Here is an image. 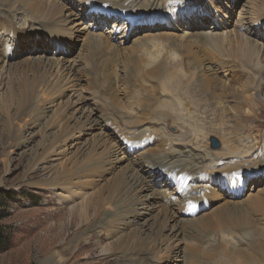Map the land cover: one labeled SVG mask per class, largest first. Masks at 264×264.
Returning <instances> with one entry per match:
<instances>
[{
    "label": "rangeland",
    "instance_id": "374dc122",
    "mask_svg": "<svg viewBox=\"0 0 264 264\" xmlns=\"http://www.w3.org/2000/svg\"><path fill=\"white\" fill-rule=\"evenodd\" d=\"M8 1L10 3L13 1V3H8L7 6L5 4L6 1L3 0V5L0 4V42H4L9 37L8 33L10 29L11 39L13 33H15V41L13 42L15 52L11 53L12 47L8 46L3 50L2 46H0V190L8 192L7 207L4 208V212L7 215L5 214L6 217L0 219V224L10 228L12 233L9 247L0 252V264H44L43 261L47 255L63 248L76 230L78 231L81 225L82 227L85 226V222H80L78 219L77 212L79 205L77 203H81V201L87 202L89 199L96 197V194L105 193V184L114 175L125 174L128 176L129 172L126 171L125 167L127 166V159L129 157L134 158L137 151H139L138 153L150 154L153 150L156 154L165 152L169 154V150L175 149V147L183 143H187L189 148L194 149V152L206 157L202 161V167L206 170H215L214 174L231 177L236 170L231 171L229 168L243 165L241 166L243 171L244 167H248L254 169L256 172L247 173L248 176L254 179L255 174H257L261 177V180L258 182L256 180L253 184L247 182V186L243 189L239 185L240 183L241 185L245 184L242 176L246 174L244 172H236V174H233V177L240 183L235 184V181H231L230 188L217 189L218 187H214L215 183L213 182L212 185L207 186L211 190H208V192L203 186H200V188L195 189V193L193 194L195 197L191 196L185 204H181L179 199L181 198V193H186L190 190L191 186H194L189 182L191 176L185 177L186 174L180 173L176 177H171L172 180L168 181V185H170L166 189L165 187L161 189V186L153 183V189H158L160 193L163 191V200L167 201L168 199V203L165 204L167 214H173L174 216L170 219H165L164 215L159 214L164 204H154L151 194L152 190L141 189L140 187L143 184L140 187H133L130 192V201L126 206L131 220L127 218L129 226L123 225L120 228L122 229L120 234L135 230L137 234L146 239L149 247L145 249L146 254L141 255V260L136 261L133 257L126 255V258H121V254L111 253L113 251L109 252L108 244L113 243L116 240V236L89 231L72 253L61 254L59 258L61 260L60 264H197L192 260H188V255H192V253H198L199 259L203 260L205 264H219L216 259L206 260L204 258L205 255L215 243H224L225 241L224 244L229 243L232 246L235 240L225 239V237H223L225 240L221 239L220 230L218 226L216 227L215 223L213 224L214 230L211 229L213 230H210L212 233L209 232L211 234L210 239L204 242V244L198 242L193 237L191 238L190 235L181 232V229L172 231L170 227L175 222L184 224L188 222L187 219H200L203 216L205 217V215H208L206 217L212 223V216L210 214L214 209L228 206L231 202L246 204L253 202L254 198L262 199L264 197V163L259 164L260 167H257L255 163L257 156H253L254 159L252 157L253 152L257 154L258 147L264 148V141H261L264 139V94L262 93L264 91L261 92V88H259L255 93L258 87H253L258 84L264 85V80L259 78V76L255 77L253 86H250L245 94V97L248 96L249 98L246 106L235 102L232 103L231 101L223 102L224 106L221 105V107L227 108V111L222 115L224 122L220 123L219 120L213 121V119L209 120L207 118V124L214 123L215 129L219 130L222 134L226 130L233 129L235 135L244 136L238 140L237 145L244 142V145L248 146V150H251L250 154L240 156V153H237L238 155L234 154L236 157L231 155L230 160L217 156L225 152V149L221 151V135L217 133V135L212 134L209 136L203 133H194L189 127L190 115L186 110L181 109L182 107L174 108L175 112L173 114H176L178 118L176 123L170 124L162 120L158 121L157 125L161 127V133H154L152 137L150 136L146 140L147 143L146 141L141 142L140 146L136 143L131 144L134 140L130 141L125 137V134L127 132L131 134L130 131H135L136 128L143 125L144 120L148 119L144 116H137L135 109L139 108L137 106L140 104L139 99H137L139 100L138 104H136V99V102L132 99L131 101L128 100L129 105L127 104V98H124L123 95L122 67L116 64H121V62L128 64L133 58L131 49L134 48L135 35H131L130 37L124 36L121 26L125 22V24L128 23L130 25V28L133 26L140 27L142 29L140 35L144 34L147 31L145 26H149L150 22L153 21L149 17L145 19L148 9L141 4L138 8H134L131 11H128V8L122 11L121 8L126 6V3L120 4L122 0H113L114 2H110V0L107 2L104 0H94V2L86 0H49L50 4L54 6V8L52 7L53 9L57 7L56 15L61 17L58 25L53 24L55 26L53 27L52 25V28H49L45 22L53 19L49 17L50 15L43 14L42 17L36 19L30 18L22 11V8H19V11H15V8H18L17 5L19 6L18 0ZM163 1V10L169 14L177 11L178 17L188 12H194L199 8L198 5L195 6L190 3L192 0ZM229 1L216 0L215 2L217 6L215 12L219 11V13L225 14V18L220 21L224 26L220 29L217 28L215 19H212V17L207 14L203 15L201 11L194 12L196 15L210 19V22L207 24L209 29L218 31L219 34L223 32L225 39L223 45L225 48H228L226 37L228 36L232 39L235 36L236 30H234V25L239 16H244L248 19L250 18L249 16L251 18L255 16L264 17V3H262L264 0H231L233 3L231 8L228 5ZM201 2L207 3L208 0L198 1V3ZM83 6L84 9H82ZM225 9L230 13H226ZM168 10L173 11L170 13ZM8 13L10 14V18H6ZM161 16L165 17L154 18L153 24L165 22L168 14L161 12ZM92 17L105 18L106 22L100 25ZM116 17H119V19L117 20ZM191 19L192 24L197 25L199 23L195 20V17ZM112 23H117L116 26L118 27L112 28ZM6 27L8 28L7 30ZM109 29H112V32L108 33ZM5 31L7 37H3L5 36ZM130 31L131 29L128 31L129 34ZM170 31L176 35L183 36L190 32V28L183 25V22H177ZM108 35H110L108 40L112 44V47L118 50L116 64L113 67L112 65L110 66L114 70L117 69L118 72V76L114 77L115 80L113 78L115 81L114 85L116 84V87L114 86L115 89H113L114 93H117L118 99L115 100L117 103L112 102L110 99L111 93H106L108 95H104L105 97L101 96L105 92L100 91V85H102L101 90L106 91L107 89L105 82L101 81L104 75L95 73V70L91 69L92 67L88 68L93 66V64L99 67L103 62H106V55H109L110 51L105 49V53L102 54L98 49L100 48L99 44L104 42L100 37ZM246 36L248 37V35ZM2 38H4L3 41ZM260 40L263 42L260 56L264 58V37H261ZM54 46L56 49H51ZM45 48L49 50H45ZM89 49H93L92 51H94L92 61L87 55L90 53ZM156 54L160 57L161 49L156 50ZM119 58L121 59L120 61ZM61 59L62 62L60 61ZM63 60L68 61L64 62ZM229 61L231 63H227L228 66H219L216 71V78L219 84L229 83L232 74L239 70L236 66L231 67L234 63L231 60ZM242 71L245 75L244 78L248 81L251 80L252 77L250 75H253V72L246 69H242ZM209 73L210 71L206 72L209 76H215ZM39 76L42 78L41 86L48 85L51 88L57 84L56 88L54 87L52 92L45 91V95L51 94L48 98H45V95H43L44 88L41 89V86L36 87L32 103L29 104L26 110H23V107L28 105L21 104L20 112L17 113L16 102H13L12 97L18 98L23 86ZM97 79L100 80L97 81ZM99 82L102 83L100 84ZM96 83L99 84L97 88ZM88 84L89 86H87ZM91 84L95 86L93 87ZM160 97L161 99H166L164 94H161ZM228 99H232V97L229 96ZM109 101L111 102L109 103ZM115 104H119L121 107L124 105L123 108L126 107L125 110H122L124 112L122 116L126 117L127 121L139 119L142 123L134 124L131 129H128L131 125L126 126V129L124 128L125 131H122L118 125L114 127L111 121H106V118L103 119L101 113L105 106L108 107ZM235 105L241 106L239 111L234 109ZM213 107L218 108L217 105H213ZM126 113L129 116H126ZM146 130L148 132L153 131L147 128ZM8 131L15 134V143H12L7 138ZM163 131H169L170 133L164 135ZM129 133L127 134L129 135ZM102 134L105 136L101 139L98 136ZM107 134L109 135L108 138L106 137ZM225 134L227 137H230L229 139H234V134L231 135L228 131ZM212 136L219 142L217 149L210 146L209 140ZM154 137H161L164 140L170 139V142L159 143L158 146L160 147L158 148L161 149L157 150L156 142L153 143L156 139ZM194 137L196 138L193 139ZM106 138L109 139L107 143L99 146V143ZM151 140L152 142H150ZM145 143L146 146L143 147ZM239 147L245 151L241 145ZM104 148H106L105 152L108 148L110 149H108L107 153L114 151L111 153V161L107 163L105 161L103 164L104 169L95 173L91 164L92 160ZM122 148L124 149L122 150ZM124 151L127 152L128 158L123 156ZM116 152L117 154L115 155ZM93 153L95 154L92 156ZM116 156L121 158V160H117ZM76 159L77 162L88 164L89 168L81 172V174L79 173V178L74 179L71 183L60 182L55 185L52 184L51 179L60 175L63 169L69 168ZM246 159L247 161H245ZM251 159L254 162H250ZM197 160L199 159L195 160L193 158L191 163H196V166L199 167L201 163H198ZM193 169L195 167L191 170ZM145 183L146 185L147 183L152 185L151 178H146ZM219 185L216 183V186ZM102 188L104 190L100 192ZM236 190L239 196L236 195V192L229 194V192L232 193ZM203 192L205 193L203 194ZM193 202H196L198 205L188 208ZM89 208L88 212L92 214L91 205ZM194 209L198 210L195 211ZM184 210L187 212V215L183 213ZM90 214L89 216H91ZM255 217L257 219L256 223H259V218H263L264 216L256 214ZM154 237L157 238L155 243L152 241ZM235 237L237 239V235ZM256 239L254 238V240ZM229 241L234 242L232 244ZM249 251L255 253L251 249Z\"/></svg>",
    "mask_w": 264,
    "mask_h": 264
},
{
    "label": "bare ground",
    "instance_id": "6f19581e",
    "mask_svg": "<svg viewBox=\"0 0 264 264\" xmlns=\"http://www.w3.org/2000/svg\"><path fill=\"white\" fill-rule=\"evenodd\" d=\"M4 1H6L5 4H7V6L8 3L9 4L13 3V1L11 3L8 0H4ZM86 1L94 2V0H86ZM104 1L107 2L108 0H104ZM198 1L199 0L190 1V3L194 4L195 6L196 5L199 6V8L194 12L201 11L203 15L207 14L208 16L212 17V19H215V23L217 24L218 29L223 28L224 25L220 21L223 18H225V14L219 13V11L215 12V9L217 8V6L215 5L216 0H208L207 3H202V2L198 3ZM110 2H114V1L110 0ZM18 3L19 6L17 5L18 8H15V11L17 10L19 11V8H22V11H24L25 14L28 15L30 18L36 19L42 17L43 14L50 15L49 17L53 19H49L45 22L47 23L49 28H52L53 24L58 25V23H60L61 21V17L60 16L58 17L56 15L57 7L53 9L54 6L53 4H50L49 0H18ZM123 3H126V6L121 8L122 11H124L125 8H128L129 9L128 11H131L134 8H138L141 4H143V7L148 9V12H146L145 14V19L149 17V19L153 21L150 22L149 26H145L147 31H145L144 34L141 35H140V31L142 29L140 27L133 26L132 28H130V25L128 23L125 24V22L124 25L121 26V29L123 31L122 33H124L123 34L124 36L130 37L131 35H135L134 48L131 49L133 58L131 59L130 57L131 59L130 63L125 64V62H121V64L122 63L124 64L122 65L119 63L116 64L118 50L115 47H112V44L108 40L110 35H108V36L100 37V39H102L104 42L99 44L100 48L96 47L99 48L98 50H100L102 54H104L107 49L110 51L109 55H106V59H105L106 62H103V64L100 65L99 67H97L98 65L93 64V66H90L88 68L90 69L92 67L91 69H94L95 73H100L101 75H104L103 76L104 78L101 81L105 82V84L107 85V89L106 91L103 89L101 90L102 85H100V91L105 92L103 95L101 94V96L105 97L104 95L107 96L109 93H111L110 99L112 100V102H115V100H117L118 98H117V93L116 92L114 93V89H115L114 86L116 85V84L114 85L115 83L114 77L118 76V72L117 69L114 70L113 68H110V66L112 65L113 67L115 64L121 66L122 67L121 72L123 73V78L121 77V79H123L122 83L124 85L123 95L124 98H127V104L129 105L128 100L131 101V99L133 101H135L136 99L137 101V102L135 101L136 104H138V101L140 100L139 101L140 104L137 105L139 108L135 109V111L137 112L138 117L144 116L148 120L143 119L144 120L143 125L136 128L135 131L133 132L130 131L131 134L127 132L129 133L128 135L125 132L126 133L125 137L130 141L134 140V142H132L131 144L136 143L139 144L140 146V144H142L141 142L146 141L147 139L150 138V136L152 137L154 133L157 132L161 133L160 132L161 127H158L157 125L158 121L162 120L165 123H170V124L176 123L178 118L176 117V114L175 115L173 114L175 112L174 108L182 107L181 109L186 110L187 113L190 115L189 127L194 133H198V134L203 133L209 136L212 134L217 135V133L221 135L220 136V138H222L221 151L222 149H225V152L223 151L224 153L217 156H222L223 159L230 160L231 155L237 153L238 154L240 153V156L250 154L251 150L250 149L248 150V146H245L244 142L240 143L239 145H241L245 149V151L241 150L239 145H237L239 142L238 140L244 136L240 137L239 135H235L233 129L226 131H224L223 129L224 131L223 133L224 135H223L219 130L215 129L214 123L211 122L209 125L207 124L208 123L207 118L209 120L213 119V121L219 120L220 123L224 122L222 119L223 117L222 115L227 111L226 110L227 108L226 109L223 108L224 106L223 102L231 101L232 103L235 102L246 106L248 104L249 98L248 96L245 97L246 96L245 94L248 88L250 86H253L252 84L255 77L259 76V78H262L264 80V58L260 56L261 47L263 43L261 42L260 38L264 37V17L255 16L251 18V16H249L250 18L248 19L245 18L244 16H239L234 25L235 28L234 30H236L235 36L232 39H230L228 36L226 37V40L228 41V48H225L223 45V42L225 40L223 36V32L222 34H219L218 31L209 29V27H207V24L208 22H210L209 21L210 19H208L207 17L204 16L201 17L199 15L194 14V12H188L178 17L177 11L171 13V11L173 10L170 11L168 10L171 13L169 14L163 10L164 9L163 0H122L120 4ZM228 3H229L228 4L229 7L231 8L233 6V3L231 2V0ZM262 3H264V1ZM0 4L3 5V0H0ZM9 7L11 8L10 5ZM82 9H84V6L82 7ZM161 12L168 14V17L166 16L167 19H165V22L153 24L154 18L165 17V16H161ZM225 12L228 14L230 13L227 9H225ZM9 13L6 15V18L10 16ZM93 15L97 16L95 14ZM192 17H195V20L199 22L197 25L192 24V19H191ZM92 18L100 25L106 22L105 18H99V17L98 18L92 17ZM116 18L117 20L119 19V17ZM177 22H183V25L190 28V32H188V34H185L187 36L176 35L172 33V31H170V29L174 27V25ZM112 24H113L112 28H114L117 23H112ZM55 25H53V27ZM117 27L118 26H116V28ZM7 29L8 28L6 27V30ZM128 29L129 30L131 29L130 34L128 33L129 31ZM10 32L11 30L9 29V33H8L9 37L6 36L7 35L6 31L4 32L5 36L3 37H7V38L4 40V42H0V46H2L1 48L3 50L8 46L12 47L11 53H14L15 50L13 47V42L15 41L14 40L15 33H13V37L11 39ZM110 32H112V29L108 30V33ZM246 35H248V37ZM3 39L4 38H2V41ZM51 49H56V48L54 46ZM159 49H161L160 57L158 56V54H156V50ZM45 50H49V49L45 48ZM89 50L90 53L87 55L88 58H90L92 61L93 60L92 58L94 56V51H92L93 49L92 50L89 49ZM6 51L8 50L6 49ZM98 60L100 61V59ZM120 60L121 59L119 58V61ZM229 60L233 61L234 63L231 65V67L236 66L239 70L237 69L238 71L236 73L232 72L234 74H232V76L230 75L231 77L229 83L219 84L216 78V71L219 68V66L223 67L227 65V63L230 64L231 62ZM60 61L62 62V59ZM63 61L66 62L68 60H63ZM90 64L92 63L90 62ZM242 69H246L248 71L253 72V75H250V77H252L251 80L248 81L247 79L244 78L245 75L243 74ZM86 71L88 72L87 69ZM208 71H210V73L214 74L215 76L211 75L210 73L209 74L211 76L206 74V72ZM99 80L97 79V81ZM99 83L101 84L102 82ZM41 84H42L41 76H39L38 78H34L31 82L23 86V88L19 93L18 98L12 97L13 102H16V107L18 111L17 113L20 112L21 104L28 105V106H24L23 110H26L27 107H29V104L32 103V100L34 99L35 96L34 92L36 87L41 86ZM56 85H54L51 88L48 85H42L41 89L44 88L43 95H45V91L52 92ZM87 86H89V84ZM92 86L94 87L95 85ZM98 86L99 84H97L96 88ZM253 87L255 88L258 87L255 93L259 88H261L260 89L261 92L264 91V85L262 84H258L257 86H253ZM262 93L264 94V92ZM143 94L145 95L143 96ZM161 94H164L166 96V99H161L160 97ZM50 95H51L50 93L46 94L45 98H48V96ZM229 96H231L232 99H228ZM110 102L111 101H109V103ZM213 105H217L218 108L213 107ZM221 105L223 106L221 107ZM237 105L234 106V109L236 111H239L241 106H237ZM123 106L121 107L119 106V104L111 105L108 107L105 106V108L102 109V113H101L103 119L106 118V121H111L112 125L114 124V127L115 125H118L120 129H122V131H125L124 128L126 126L131 125V127H128V129H131L134 124L142 123L139 119L138 120L129 119L130 121H127L128 119H125L126 117L122 116V114H124L122 110L126 109V107L123 108ZM127 114L128 113H126V116H129ZM148 124L149 126L147 127ZM146 128L152 129L153 131L148 132ZM227 131L231 135L234 134V139L231 140L229 139L230 137L226 136L225 132L227 133ZM163 133L165 135L166 133H170V132L163 131ZM104 136L105 135L102 134L101 136L98 137H101L102 139ZM106 137L108 138L109 135L107 134ZM7 138L10 139L12 143H15L16 136L15 134H12V132L8 131ZM107 138L103 140L101 143H99V146L106 144L107 140H109ZM154 138L156 139L153 141V143L156 142L157 148L160 147L158 146V144L161 142L164 143L170 142V139L164 140L161 137L159 138L154 137ZM195 138L196 137H194L193 139ZM261 141H264V139ZM150 142H152V140ZM146 143L145 145H143V147L146 146ZM123 149L124 148H122V150ZM160 149L161 148H158L157 150ZM105 150L106 148H104V150H102L100 153H97L92 160L91 164L93 166V172L95 173H98V171L104 169L103 164L105 161L106 163L111 161L110 160V157L112 156L111 153H113L114 151L107 153V151L105 152ZM124 152L127 154L126 151ZM138 152L139 151L136 152L134 158L129 157V159H127L128 162L125 169L127 172H129L128 176H126L125 174L114 175L105 184V188H104L106 189L105 193L96 194V197L89 199L88 201L86 200L87 202L81 201V203H77V205H79L77 212L78 219L80 220V222H85L84 223L85 226L82 227L81 225L80 228H78V231L76 230V232L69 239V241H67V244L63 248L58 249L53 253L47 255L45 257V260L43 261L44 264L45 263L60 264L61 260L59 258L61 257V254L72 253L74 251V248L79 245V242L83 239V237H85V234H87V232L89 231H93V232L97 231L100 234L104 233L107 235L116 236V240L113 243L108 244L109 252L113 251L111 253L121 254L122 255L121 258H124L126 255L128 257H133L134 259H136V261L141 260L140 259L141 255L146 254L145 249H148L147 247H149V243H146V239L142 238L139 234H137L135 230H132L125 234L123 233L120 234L122 230L120 228L123 225L129 226L128 221L131 220L128 215V211L126 210V206L130 201V197H131L130 192L132 191L133 187L136 186L140 187L143 184V186L140 187L141 189L152 190L151 194L153 196L154 204L163 203L164 204L163 206L165 207V204L168 203V199L167 201L163 200L164 199L163 191L160 193L158 189L157 190L153 189L154 187L152 186H154L153 185L154 183L161 186L160 187L161 189L163 187H165V189L166 187H169L170 184L168 185V181L172 180L169 174L174 175V177H176L180 173L186 174L185 177L191 176L189 182L194 186H191L190 190H188L186 193H181V198L179 199L181 204H185V202L189 200L191 196L195 197L193 195L195 193V189L200 188V186H203V188L206 189L208 192L209 187L207 186H210V184L212 185L213 182L215 183L214 187L216 188L218 187L217 189L220 188L227 189V187L230 188L231 181H235V184L240 183L237 182L236 179L233 177V174H236V172L237 173L244 172L246 174L242 176V180L245 181V184L241 185L240 183L239 185L240 188L243 187V189H245V187L247 186V182H251L253 184L256 180L257 182L261 180V177H259L257 174H255L254 179H252L251 176H248L247 173H256V172L254 171V169L248 167H244V171H243V168H241V166L243 165H238V166L236 165V167L233 168L228 167L229 169H231V171L236 170L231 177H229L228 175L221 176V174H216V173L214 174L215 170H206L205 168L202 167V161L206 157H204L200 153L194 152V149L191 147L189 148L187 143L179 144L177 147H175V149L169 150V154L167 152L156 154V152H154L153 150L150 154L143 152L138 153ZM95 153H93L92 156ZM253 153H252V157L257 156L256 157L257 161L255 163L257 167H260L259 164L264 163V148L258 147L257 154L256 153L253 154ZM116 154L117 152L115 153V155ZM124 154L123 156L128 158L127 157L128 154L127 155L125 154L126 156ZM234 157L236 156L234 155ZM193 158L195 160L199 159L197 160L198 163H201L199 167L196 166V163L193 164L191 163V160ZM117 160H121V158L117 157ZM245 161H247V159ZM250 162H254V161L251 159ZM193 167H195V169L191 170ZM88 168H89L88 164L77 162L76 159L69 168L63 169L60 175H58L56 178L51 179V183L54 185L60 182L71 183L74 181V179L79 178L81 172H84ZM261 174L263 175L262 172ZM148 177L151 178L152 185H149L148 183L146 185L145 182H146V178L149 179ZM216 183L220 185L216 186ZM104 189L103 188L100 189V192H102V190ZM235 192L237 193L236 195L239 194L237 190L233 191L232 193L229 192V194H234ZM204 193L205 192H203V194ZM198 199H202V198H198ZM90 205L92 209V214L88 212L90 209L89 208ZM164 207H162L159 214L164 215L165 219L173 218L174 217L173 214L168 215L167 207L165 208ZM89 214L91 216H89ZM256 214H260L264 216V197L262 199L254 198L253 202H249L246 204L231 202V204H229L228 206H222L217 209H214L210 214V216H212V223L211 220L207 219L206 216L208 215H205V217L203 216L200 219H195V220L189 217L190 219H187L188 221L187 223L182 224L181 222H179L178 224L177 222H175L171 225L170 229H172V231H177L178 229H181V232L190 235L191 238L193 237L198 242L204 244V242L210 239L211 236L210 233H212L210 232V230L211 229L214 230L213 224L215 223L216 227L218 226V229L220 230L221 239H224L223 237H225V239L235 240V242L233 241L235 246L234 245L231 246L229 245V243L224 244L225 241L224 243L217 242L212 246V248L210 249V251L207 252V254L205 253L206 255L204 258H206V260L210 261L212 259L213 260L216 259L217 263L219 262V264H264V217L263 218L260 217L259 223H256L257 220L255 217ZM127 218H129V220H127ZM251 233L253 234L250 235L251 238H249L250 236L248 235ZM236 235H237V239L235 237ZM254 238L257 239L254 240ZM156 240L157 238L154 237L152 239L153 243H155ZM233 242L231 243L233 244ZM210 247H211V243H210ZM249 249L255 251V253L250 252ZM188 256H189L188 260L190 261L192 260L197 264L204 263L203 260L199 259L198 253L195 254L192 253V255H188Z\"/></svg>",
    "mask_w": 264,
    "mask_h": 264
},
{
    "label": "trees",
    "instance_id": "16d2710c",
    "mask_svg": "<svg viewBox=\"0 0 264 264\" xmlns=\"http://www.w3.org/2000/svg\"><path fill=\"white\" fill-rule=\"evenodd\" d=\"M7 197H8V192H4L0 190V219L3 217H6L4 212V208L7 207ZM7 215V214H6ZM11 230L10 228H7L3 225L0 224V252L4 251L7 249L10 245L11 241Z\"/></svg>",
    "mask_w": 264,
    "mask_h": 264
},
{
    "label": "water",
    "instance_id": "95a60500",
    "mask_svg": "<svg viewBox=\"0 0 264 264\" xmlns=\"http://www.w3.org/2000/svg\"><path fill=\"white\" fill-rule=\"evenodd\" d=\"M210 146L211 148H218L219 142L215 137L210 138Z\"/></svg>",
    "mask_w": 264,
    "mask_h": 264
}]
</instances>
